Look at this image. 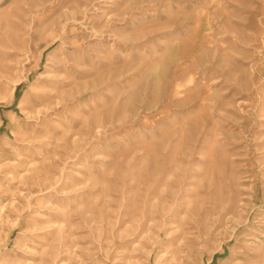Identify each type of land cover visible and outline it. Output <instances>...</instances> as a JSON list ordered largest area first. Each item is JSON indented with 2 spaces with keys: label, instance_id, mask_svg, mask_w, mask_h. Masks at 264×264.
<instances>
[{
  "label": "rangeland",
  "instance_id": "rangeland-1",
  "mask_svg": "<svg viewBox=\"0 0 264 264\" xmlns=\"http://www.w3.org/2000/svg\"><path fill=\"white\" fill-rule=\"evenodd\" d=\"M0 264H264V0H0Z\"/></svg>",
  "mask_w": 264,
  "mask_h": 264
}]
</instances>
